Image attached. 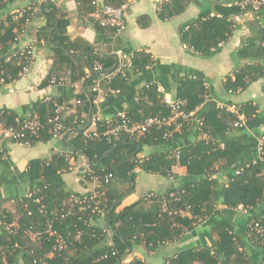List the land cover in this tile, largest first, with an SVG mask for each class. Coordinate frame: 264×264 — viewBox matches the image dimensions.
I'll return each instance as SVG.
<instances>
[{"label":"trees","instance_id":"16d2710c","mask_svg":"<svg viewBox=\"0 0 264 264\" xmlns=\"http://www.w3.org/2000/svg\"><path fill=\"white\" fill-rule=\"evenodd\" d=\"M75 1L81 17H89L97 10L93 0ZM126 1L104 0L100 8L104 6L119 8ZM191 1L167 0L158 6L159 17L162 20L171 19L182 13ZM47 2L43 6V11L47 14V22L36 33L38 40H43L52 52V65L46 84L51 75L70 70L71 83H81L82 92L79 97L81 103L69 105L64 99H55L33 106L31 114L44 124V129L37 137L27 140L29 145L47 143L53 139V127L46 121L53 115L57 104L65 103L70 109V112L63 115L61 120L66 131L81 130L88 124L90 103L86 94L93 102V116L97 113L96 83H99L106 98L111 97L112 93L127 92L130 89L128 72L144 73L152 64L148 55L135 52L131 67L125 68L123 73L115 75L103 73L110 71L116 65L114 54H109V49L101 52L99 47L90 45L83 39L71 40L66 35L69 21L67 14L58 8L48 9ZM38 7L34 5L24 8L18 12L19 15L10 14L0 20V74L5 77V80H8L6 76L8 74L10 79L17 77L25 65V59L17 54L10 62H6L5 59L11 55V46L21 37L26 25L35 17L41 16L37 10ZM262 10L264 8L256 16L260 15ZM243 13L247 12L232 6L231 2L227 7L217 1L214 13L210 10L201 12L197 20L181 30V41L193 53L200 57H209L217 53L232 35L233 26L230 16ZM91 23L98 33H104L107 30L114 34L113 29L101 26L98 20L92 18ZM54 27L52 42L55 45L52 46L50 33ZM263 42L264 29H260L256 39L244 41L238 55L246 63L234 72L232 78L225 80L226 91L237 93L245 90L254 81L259 79L264 81ZM66 51L75 57L83 55L72 60ZM102 55L105 57L98 58ZM97 65L100 66V71H94ZM129 93H131L129 106L123 112L130 123H141L155 116H168L169 111L162 103V96L157 91V85L148 84L136 92ZM206 96L205 83L199 77L184 79L178 85L173 98L185 102L186 112L200 108V117L204 118V123L198 127L199 130L194 131L193 142L176 149L163 150L170 142L180 139L190 128H193V125L175 132L168 139L164 138V128L152 129L144 134H121L118 138L103 137L100 141H89L87 136L91 133L90 131L71 133L65 139L68 148L62 147L67 150L64 153L69 155L68 160L54 154L49 159L31 162L27 175L34 183V189L30 191L33 196L32 198L24 197L20 202L18 201L17 211L21 218L18 220L17 234L9 235L3 229L0 233V264H14L18 255L22 256L25 264H118L136 248L142 247L147 253H153L162 245L179 240L206 218L216 215V179L212 175L216 171L241 165V149L228 137L230 130L236 128L234 127L236 116L225 110L215 109L212 104H206ZM255 112L256 108L252 103L239 105V113L247 122L253 119ZM17 118L19 117L13 112L2 111L0 126H15ZM94 129L102 134L105 131L104 119L94 123ZM199 133L205 134L206 138L198 139ZM220 144L224 145L223 149L219 147ZM116 145L114 152L104 158L97 169H89V173L96 178V191L104 193L97 199V207L102 210L106 218H102V214L91 213L90 210L64 216L70 209L68 200L71 193L64 189L61 182L54 181L53 178L60 173L68 172L73 166L71 160L77 155L97 163ZM146 148H152L153 152L147 156H139ZM176 151L180 154L178 162L186 166L187 174L191 176L187 180H182L180 187L176 190L171 189L161 194L153 192L142 194L136 202L116 213L115 209L120 205L122 196L130 190L131 183L136 179L134 170L140 169L149 174L173 177L172 168L177 163ZM124 158L127 159L124 160ZM115 166H117L116 179ZM109 175L111 178L105 182ZM205 175L211 176L210 180L205 178ZM150 193H153L151 198L148 197ZM263 196L264 160L249 163L239 175L232 176L228 186L221 190V197L229 213H232L239 205L244 208L254 207ZM34 199H39L40 203H35ZM147 204L148 208H145ZM40 207H43L44 213H40ZM27 211L31 214L28 215ZM98 217L103 219L102 225L89 224L91 220ZM251 219L260 220L264 224V219ZM4 220L9 223L8 217H4ZM48 221L51 222V229L65 238V250L54 251L53 239L47 235H43L39 243L22 251L21 254L17 248H14L15 243L26 236L24 234L26 229L32 228L43 233ZM245 225L243 229L246 233ZM108 233L111 234L112 243L108 242ZM236 238L232 225L218 222L211 227L206 244L199 247H187L168 257L165 264H253L256 262L264 264V243L261 244L254 237H249L254 248L261 254L253 260L245 250L242 248L239 250L240 244ZM129 264L143 263L133 260Z\"/></svg>","mask_w":264,"mask_h":264},{"label":"crops","instance_id":"0c3cea01","mask_svg":"<svg viewBox=\"0 0 264 264\" xmlns=\"http://www.w3.org/2000/svg\"><path fill=\"white\" fill-rule=\"evenodd\" d=\"M103 1L94 0L96 9L103 5ZM159 1L138 0L128 7L123 12L125 29L120 34H113L107 30L104 33L96 32L91 23L93 17L89 15L90 19L79 16L78 4L75 0H0V20L7 15L18 13L22 9L34 5L39 6L37 10L41 14V9L43 11V6L47 2L48 9L58 8L67 14L69 21L66 35L71 40L83 39L90 45L99 47L101 52L109 49V54L121 50L129 55H133L135 52L148 55L152 64L144 73L128 72L130 89L127 92L112 93L109 98L103 94L98 95L95 102L96 114L104 120L128 108L131 98L129 92H136L143 86L155 84L157 88H162L166 94L173 97L180 82L187 78L199 77L203 79L207 90L205 103L212 104L215 109L219 105L234 104L239 106L243 103H252L256 108L253 119L248 122L245 119L241 127L231 129L228 137L236 142V146H240L242 164L253 162L256 154L254 151L256 142L264 134V81L262 79L254 81L245 90L237 93L226 91L224 82L227 78H232L234 72L246 63L239 57L238 51L244 41L256 39L260 29H264V10L258 16L248 12L230 16L233 26L232 35L217 53L209 57H200L182 43L181 30L186 29L190 23L197 20L201 12L210 10L211 13H214L217 1L219 4L229 7L233 0H192L182 13L168 20H162L159 17ZM43 13L46 17L41 14L40 17H35L30 21L24 28L21 37L11 46V55H16L23 48L31 46L33 58L28 72L22 77L18 75L10 79L8 74L6 75L8 80H5V77L0 74V112L9 111L15 113L19 118H24L31 113L33 106L37 103L64 99L69 105H76V101L79 100L82 92L80 82L71 83L68 86L46 84V78L52 65V52L44 41L38 40V36H36L37 31L47 22V14L44 11ZM200 115L201 113H199ZM93 129L94 125L92 126L91 122L88 131ZM195 130H199L198 126L193 125L192 129L190 128L180 139L170 142L163 150L176 149L181 145L193 142ZM69 132L66 131L65 134ZM200 134H198V138ZM63 136L53 138L47 143L23 145L9 141L2 146L0 153V233L2 229L6 230V227L19 226L18 220L21 215L17 211L18 201L27 197V194L34 189V183L27 175L30 163L49 159L58 152H67L62 148H68L66 144V146L61 144ZM152 152V148H146L139 156H147ZM71 164L73 166L68 172L60 173L53 180L61 182L69 193L84 196L93 189L94 185L81 179V173L86 168L90 170L91 168L87 159L79 155L71 160ZM134 172L136 173L134 189L128 195L122 196L120 205L115 209L116 213L136 202L142 194L148 192L161 194L171 189L176 190L180 187L182 180H187L191 176H188L186 166L179 162L172 168L173 177L149 174L140 169H135ZM232 176H234L233 168L216 171L212 175L216 179V215L206 218L179 240L166 243L153 253H147L142 247L136 248L120 264H129L133 260L143 264H165L168 257L187 247H199L206 244L211 227L218 222L232 225L240 247L247 252L248 256L256 260L261 255L260 251L254 248L255 246L245 233L243 226L251 218L264 219V196L254 207L244 208L239 205L238 209L229 213L226 211L224 199L221 197V190L228 186ZM138 179L142 181L137 193ZM144 207L148 208V204ZM4 217H8L9 223L4 220ZM102 218H106V215H103ZM102 218L93 219L89 224L102 225ZM107 239L109 243H112L110 233L107 234ZM36 244L28 236H25L15 243L14 248H17L21 254L22 251H26L27 248ZM14 264H25L21 255L17 256Z\"/></svg>","mask_w":264,"mask_h":264},{"label":"built area","instance_id":"2783aa9c","mask_svg":"<svg viewBox=\"0 0 264 264\" xmlns=\"http://www.w3.org/2000/svg\"><path fill=\"white\" fill-rule=\"evenodd\" d=\"M138 0H127L122 6L119 8H113L110 6H104L102 8L97 9L91 16L93 19L98 20L101 26L108 27L114 30L115 34H120L125 29V22L123 18V12L133 4H135ZM167 0H160L159 5ZM94 2V0H93ZM232 6L239 8L241 11L248 12L252 15H256L261 9L264 8V0H233L231 2ZM19 15L18 13H16ZM264 45V42H263ZM98 50V49H97ZM17 55H20L25 59V65L23 66L19 76H24L30 67L32 62L33 53L32 47L27 46L23 48ZM16 55L7 56L5 59L6 62H10L13 57ZM114 56L116 57V65L117 68L111 73L115 75L117 73H123L125 68L131 67V62L133 59V55L125 54L121 50H117L114 52ZM94 71H100V66L97 65L94 67ZM110 75V74H109ZM71 71L66 70L54 75H51L48 80V85L51 86H68L71 84L70 80ZM95 90L98 95L103 94V90L100 87L99 83H96ZM158 93L162 96V103L166 106L169 111L168 116L161 117L155 116L145 119L141 123H130L126 114L122 112H118L115 116L104 120L105 121V131L102 134L95 131V129L91 130L90 134L87 136L89 141H100L101 138L109 139L110 137L118 138L121 134L133 135V134H144L152 129H161L164 128V138H170L175 132H179L181 129L185 127H189L191 125H196L201 127L204 123V119L199 116V109L197 108L194 111L186 112L184 110L185 102L176 98L171 97L166 94L162 88H157ZM112 92V91H111ZM207 100V96L205 101ZM80 100L76 101V105H80ZM219 110H225L230 112L236 116V122L234 127H241L245 122V117L239 113V106L230 104V105H219L216 107ZM70 109L67 104H57L52 116H50L46 123L53 127V138H60L66 132V127L61 123L62 116L68 114ZM102 119L96 114L92 116V126L94 123L101 122ZM15 126L3 127L0 126V153L2 150V146L6 142H15L18 144L27 145L28 139L37 137L39 133L44 129V124L31 113L24 118L15 119ZM86 132H89L88 130ZM206 135L201 133L198 139H204ZM264 136L259 137L257 140V149H256V157L253 161H263L264 160ZM223 148L221 144L219 146ZM54 155V154H53ZM66 160L69 159V155L63 152L55 153ZM180 159V154L178 151L175 152V160L178 162ZM249 164H241L239 166H234V176L239 175L244 168L248 167ZM208 180L210 177L207 175L204 176ZM88 178V182H91L94 187L90 190V192L84 196H78L71 194L68 200L70 204V209L65 213L64 216L74 215L77 213H84L90 210L91 213H99L103 212L101 209L97 207V199L100 196H103L104 193L96 191V178L93 177L89 173V169L82 171L81 179L86 180ZM111 178V175L107 176L105 182H107ZM33 193L29 192L27 194L28 198H32ZM153 196V193L148 195L149 198ZM35 203H40L39 199H34ZM238 209V208H236ZM43 207H40V213H44ZM27 214L30 215V211H27ZM62 216V218L64 217ZM246 234L248 237H254L256 240L260 241L261 244L264 243V224L257 219H250L246 225ZM19 230V226L17 227H6V232L9 235L17 234ZM187 233V232H186ZM185 233V234H186ZM24 234L29 237L32 242L39 243L43 235H47L49 238L53 239V250L56 252H62L66 249V240L57 232L51 229V222L46 223L45 231L42 233L39 230H34L32 228L26 229ZM241 250V247H239ZM263 264V263H262Z\"/></svg>","mask_w":264,"mask_h":264},{"label":"water","instance_id":"95a60500","mask_svg":"<svg viewBox=\"0 0 264 264\" xmlns=\"http://www.w3.org/2000/svg\"><path fill=\"white\" fill-rule=\"evenodd\" d=\"M41 14H42L44 17H46V15L43 13L42 9H41ZM54 29H55V27L53 28V30H52L51 33H50V43H51L52 46L55 45V44L52 42V36H53V31H54ZM66 54H67L70 58H72V60H76V59H78L79 57H81V56L83 55V54H81V55L75 57V56H73L71 53H69V52H67V51H66ZM101 57H105V56H103V55H102V56H98V58H101ZM116 68H117V65H115L110 71H108V72H103V73H105V74H110V73H112ZM86 96H87V99H88V101H89V103H90V109H89V112H88V124H87V126H86L85 128H83V129H81V130H72L71 132L65 134V135L63 136V138L61 139V144L64 145V146H66L65 143H64V141H65L66 137H67L69 134H71V133H85V132L91 127V120H92V116H93V108H94V106H93V102H92L91 97H90L88 94H86ZM116 147H117V145L114 146L113 148H111L107 153H105V154L102 156V158L100 159V161H98L96 164H93L92 161H91L89 158H87V162H88V165L90 166L91 170H95V169H97V168L99 167V165H100V162H101L104 158H106L109 154L113 153L114 150L116 149ZM126 159H127V158H124V160H126ZM116 167H117V166L114 167V173H115L114 177H115V179H116V177H117V176H116ZM134 186H135V184H134V182H132V183H131V189H130V191L127 192V193H125L124 195L126 196V195H128L129 193H131V192L133 191V189H134ZM118 264H120V262H118Z\"/></svg>","mask_w":264,"mask_h":264},{"label":"rangeland","instance_id":"374dc122","mask_svg":"<svg viewBox=\"0 0 264 264\" xmlns=\"http://www.w3.org/2000/svg\"><path fill=\"white\" fill-rule=\"evenodd\" d=\"M138 180H139V181H138V183H137V187H136V191H137V193H138V190L140 189V186H141L140 183H141V181H142L141 179H138ZM146 181H147V179H146ZM146 183H148V182H146ZM147 187L150 188L149 185H147Z\"/></svg>","mask_w":264,"mask_h":264}]
</instances>
